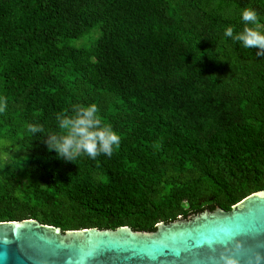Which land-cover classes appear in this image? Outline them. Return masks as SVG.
<instances>
[{
    "label": "trees",
    "instance_id": "obj_1",
    "mask_svg": "<svg viewBox=\"0 0 264 264\" xmlns=\"http://www.w3.org/2000/svg\"><path fill=\"white\" fill-rule=\"evenodd\" d=\"M261 0H0V222L153 232L264 190V55L223 37ZM95 103L109 158H54L29 124Z\"/></svg>",
    "mask_w": 264,
    "mask_h": 264
},
{
    "label": "water",
    "instance_id": "obj_2",
    "mask_svg": "<svg viewBox=\"0 0 264 264\" xmlns=\"http://www.w3.org/2000/svg\"><path fill=\"white\" fill-rule=\"evenodd\" d=\"M0 264H264V190L153 232L0 222Z\"/></svg>",
    "mask_w": 264,
    "mask_h": 264
},
{
    "label": "clouds",
    "instance_id": "obj_3",
    "mask_svg": "<svg viewBox=\"0 0 264 264\" xmlns=\"http://www.w3.org/2000/svg\"><path fill=\"white\" fill-rule=\"evenodd\" d=\"M261 6H264V0H261ZM239 15L243 27L237 31L232 25L225 26L223 37L243 49H256L258 55H264V28H261L257 10L244 7ZM6 107V100L0 97V114ZM99 111L95 103H76L71 106V114L65 111L56 114V126L61 132H45L42 126L33 124L27 126V132L32 136L40 134L38 139L42 140L46 151L54 153V158L59 160L73 162L85 156L95 161L101 155L110 158L119 147L121 137L102 121ZM9 147L10 152L0 154V164L7 162L8 155L20 150L15 146ZM260 259V256L256 257L257 261Z\"/></svg>",
    "mask_w": 264,
    "mask_h": 264
}]
</instances>
